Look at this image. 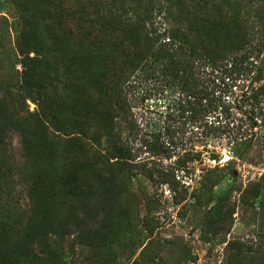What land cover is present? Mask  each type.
<instances>
[{"label": "trees", "instance_id": "16d2710c", "mask_svg": "<svg viewBox=\"0 0 264 264\" xmlns=\"http://www.w3.org/2000/svg\"><path fill=\"white\" fill-rule=\"evenodd\" d=\"M28 1L15 0L23 23L17 40L20 96L37 110L23 113L0 98V146H9L12 132L21 133L32 208L22 227L0 220V254L12 264H30L39 260L36 247L64 254L63 243L74 236L96 264H111L110 244L132 219L124 195L133 193L139 149L133 95L155 88L166 95L165 119L141 138L154 155H166L182 141L173 129L178 118L205 137L221 131L214 124L219 118L210 122L208 116L229 117L224 97L232 89L225 80H237L252 67L255 81L263 79L264 0ZM69 18L77 23L76 34L65 29ZM75 47L80 49L73 54ZM86 87L85 111L83 105L77 110L76 98ZM263 93V86L244 92L253 108L251 128L258 127L255 109ZM254 139L242 126L234 131V143L245 142L246 150ZM190 154L182 164L195 159ZM8 175L2 159L0 201L12 186ZM260 249L264 254V244Z\"/></svg>", "mask_w": 264, "mask_h": 264}, {"label": "rangeland", "instance_id": "374dc122", "mask_svg": "<svg viewBox=\"0 0 264 264\" xmlns=\"http://www.w3.org/2000/svg\"><path fill=\"white\" fill-rule=\"evenodd\" d=\"M67 21L65 29L76 34V21ZM22 26L15 0H0V98L8 99L10 106L16 104L23 113L26 108L35 113L36 103L28 99L26 107L20 96L22 67L17 40ZM48 30L64 36L52 25ZM71 39L67 41L70 46L74 42ZM79 49L73 48L72 53ZM251 70L237 80L224 82L232 89V94L224 97L231 108L229 117L222 119L216 113L208 116L210 122L219 118L214 124L222 130L205 137L201 128L191 123L184 125L178 118L173 129L182 141L166 155H154L141 146L143 135H150L165 119L166 95L161 88L148 94L140 90L133 95L139 149L134 160L133 193L124 195L132 219L123 224L110 244L111 264H264L260 249L264 244V93L255 109L259 114L256 128L250 126L252 105L243 97L248 87H264V75L256 82V67ZM89 94L88 87L78 94L77 110L83 105L85 111ZM241 126L255 136L250 150H246L245 142L234 143V131ZM186 151L195 159L182 164ZM2 159L7 161L12 186L8 188L10 194L2 195L5 198L0 201V220L8 218L22 227L32 206L28 195L30 167L20 132L11 133L9 146H0V162ZM257 188L261 189L258 200ZM63 246L64 254L42 252L36 247L39 260L36 257L30 264H63L65 259L66 264H96L90 249L79 247L74 236ZM8 260L0 254V264H12Z\"/></svg>", "mask_w": 264, "mask_h": 264}]
</instances>
